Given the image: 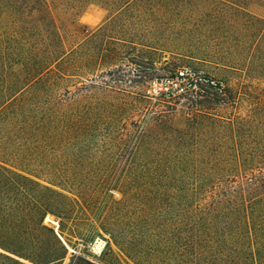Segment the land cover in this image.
<instances>
[{
	"label": "rangeland",
	"instance_id": "1",
	"mask_svg": "<svg viewBox=\"0 0 264 264\" xmlns=\"http://www.w3.org/2000/svg\"><path fill=\"white\" fill-rule=\"evenodd\" d=\"M247 8L248 13L232 11L215 0H147L138 17L102 26L108 13L93 5L74 39L85 42L73 57L78 68H65L70 74L64 79L49 77L33 86H44L66 105L72 98L71 107L62 109L88 131V155L76 149L79 158L58 166L108 171L116 164L119 175L125 169L144 170L148 162L151 169L164 168L166 158L181 156L188 157L187 166L199 169L198 207L203 211L168 220L172 243L152 249L136 242L145 264H222L205 261L217 239L248 233L255 242L264 237V22L251 16L264 18V6ZM122 27L125 31L119 32ZM122 33L131 42L110 41L109 36ZM144 39L166 50L139 46ZM184 66L221 80L224 90L167 99L158 82ZM72 181L95 185L102 179ZM112 193L122 198L119 191ZM92 204H75L74 218L65 221L69 254L57 264H136L109 236L88 226L85 212ZM46 222L59 230L56 217ZM196 238L204 242L198 257L186 244ZM99 239L106 243L100 255L93 251ZM260 256L264 264V249L257 253L258 264Z\"/></svg>",
	"mask_w": 264,
	"mask_h": 264
},
{
	"label": "trees",
	"instance_id": "2",
	"mask_svg": "<svg viewBox=\"0 0 264 264\" xmlns=\"http://www.w3.org/2000/svg\"><path fill=\"white\" fill-rule=\"evenodd\" d=\"M143 1L0 0V264L65 261L69 254L63 240L65 221L74 218L75 204L80 202L93 203V209L85 212L91 230L100 229L136 264H145L134 249L136 242L152 249L172 243L168 220L190 211L198 217L203 211L198 207L202 205L201 189L196 185L199 169L187 166L188 157L166 158L168 166L158 169H151L148 162L144 170L125 169L119 175L116 164L109 165L108 171L58 166L61 160L71 164L78 156L76 149L82 157L88 155L92 149L89 137H84L88 131L63 111L71 107L72 98L66 105L44 86L33 88L49 77L64 79L71 68H78L73 66V57L84 39H74L83 31L81 18L89 7L104 9L108 16L102 26H109L116 20L138 17L147 0ZM215 1L246 13L252 3L264 6V0ZM251 16L264 22V18ZM124 31L122 27L119 32ZM120 36H109L110 41L131 42L124 39V33ZM137 44L166 50L149 39ZM172 159L173 165L169 163ZM98 177L109 181L95 185L72 181ZM114 190L122 195L120 200L114 199ZM209 209L216 212L215 203ZM50 216L60 220L59 230L46 222ZM203 243L200 238L186 242L197 257L203 254ZM260 249H264V237L255 242L249 233L223 236L209 246L212 254L205 261L258 264ZM258 260L262 264L261 256Z\"/></svg>",
	"mask_w": 264,
	"mask_h": 264
},
{
	"label": "built area",
	"instance_id": "3",
	"mask_svg": "<svg viewBox=\"0 0 264 264\" xmlns=\"http://www.w3.org/2000/svg\"><path fill=\"white\" fill-rule=\"evenodd\" d=\"M167 99L195 98L208 90L222 92L223 82L191 66L179 68L174 75L158 82Z\"/></svg>",
	"mask_w": 264,
	"mask_h": 264
},
{
	"label": "bare ground",
	"instance_id": "4",
	"mask_svg": "<svg viewBox=\"0 0 264 264\" xmlns=\"http://www.w3.org/2000/svg\"><path fill=\"white\" fill-rule=\"evenodd\" d=\"M105 245H106V243L103 240L99 239L96 241L94 248H93V251L96 254L100 255L103 252Z\"/></svg>",
	"mask_w": 264,
	"mask_h": 264
}]
</instances>
